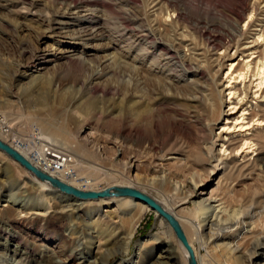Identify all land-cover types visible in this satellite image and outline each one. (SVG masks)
<instances>
[{
	"label": "bare ground",
	"instance_id": "bare-ground-1",
	"mask_svg": "<svg viewBox=\"0 0 264 264\" xmlns=\"http://www.w3.org/2000/svg\"><path fill=\"white\" fill-rule=\"evenodd\" d=\"M41 1L11 0L7 6H15L12 11L17 15L33 16L31 19L42 24L48 38L72 45L69 46L70 49L57 53L60 56L45 52L34 72L46 69L48 64L59 59L83 58L76 56L75 48L71 47L80 44L91 48L90 41L96 39L99 28L96 9L91 7L88 0H73L67 5L58 6L52 13L44 12L38 17L34 8ZM263 1L254 0L249 3L240 0L238 4L232 2L218 6L225 13L223 15L231 18L226 28L224 27L227 39L223 41L219 36L207 35L203 47L197 48L189 42L183 45L182 52L173 45L175 43L167 45L157 40L153 29L138 26L140 29L137 30L133 27L132 34L127 36V41L125 39L126 53L131 58L132 72L142 76V79L134 78L125 111L117 107L116 114L113 115V107L111 111L104 113L105 117L113 116L116 136L106 139L103 136L102 142L120 147L119 157L114 161L117 168L113 171L120 174L121 167L127 174L135 171L134 178L128 175L121 183H116L117 186L107 188L133 189L158 203L180 226L197 264H217V261L220 264H255V260L264 251V27L253 29L256 31L251 33V27L261 21L255 15L256 12L259 13V4ZM149 5L152 15L165 6L163 14L159 12L161 18H157L156 23H160L158 26L173 27L183 17L184 10L177 0H149ZM249 38L252 39L247 40ZM108 40L109 47L113 48L116 43L111 38ZM148 40V44L152 45L146 47L144 42ZM159 47L162 49L160 59L163 58L165 63L155 62L154 57L148 66L147 61ZM87 54L88 52L85 55ZM114 61V56L103 61L102 69L89 73L88 83L97 84L103 72H112L114 67L111 64ZM174 61L179 64L180 69L178 72H169L167 66ZM166 63L169 65L166 66ZM125 64L127 63L120 62L117 66ZM27 68L28 65H21L22 70L18 69V72L29 76ZM144 69L145 75L142 72ZM205 72L208 73L205 75L207 78L204 77ZM187 73L193 74L195 78L188 79ZM35 78H31L30 82ZM148 79L157 81V87L143 95L139 93V81L142 84ZM165 87L172 92L163 91ZM162 117H169L170 130L166 138L159 141L157 138ZM1 125L0 141L21 154L38 171L78 190L97 191L90 186L89 181L85 180V187L73 183L76 178L67 177V173H64L65 160L59 159L60 157H57V161L47 159L42 151L28 147L27 143L26 147H22L23 139L10 138V133L7 135L9 130ZM89 131L88 123L81 126L80 132L84 135L80 141L86 144L92 142L89 140ZM47 139L51 140L49 137ZM104 144H92L100 159L105 155ZM56 152L59 153L57 150ZM0 153L17 164L27 175L28 181L37 185L38 195L35 198L30 196L33 195L32 192L28 195L34 201L32 206L36 207L35 203L46 193L74 196L63 192L48 178L42 179L35 172L26 169L1 149ZM42 160L48 167L40 166L39 162ZM141 167L143 171L139 173ZM151 173L155 174L150 175ZM160 173H164V179H161ZM209 183L212 186L205 189ZM24 185V180L14 177L8 165L0 168V197L7 191L10 197H19L18 191ZM238 186L242 187L240 194L236 189ZM200 188L201 191L197 194V189ZM14 189L17 193L12 192ZM83 200L75 208L78 213L89 214L101 207H106L105 212L109 213L102 219L103 222L95 223L98 227L94 226V233L89 232L93 227L82 223L85 227L83 243L88 249L92 246L96 248L97 264L108 263L117 253H128L136 229L147 211L153 210L159 219L165 220L170 226L159 212L133 195L112 193L105 197ZM88 200H95L94 207L82 204L92 202ZM190 201L193 207L187 210L184 205ZM73 204L75 203L69 206ZM234 207L238 209H233ZM232 209L235 220L229 225L226 223L228 217L225 213ZM64 216L63 208L49 215L46 212L31 211V208L18 213L12 207L0 211V221L27 225L40 232L39 236L44 240H47L48 232H52L51 226L64 223ZM246 224L251 225V228L245 229ZM170 229L169 238L152 236L141 255H138L140 264H188L186 248L171 226ZM8 240H14L23 247V251L14 250L12 256L23 257L24 261L33 264H53L52 260L36 262V248L22 243L19 237L9 235ZM60 240L64 244L56 254L62 262L83 264L76 262L78 258L73 250L74 244H67L62 236ZM195 243L199 244V249ZM154 249L169 251L165 262L152 261Z\"/></svg>",
	"mask_w": 264,
	"mask_h": 264
},
{
	"label": "rangeland",
	"instance_id": "rangeland-1",
	"mask_svg": "<svg viewBox=\"0 0 264 264\" xmlns=\"http://www.w3.org/2000/svg\"><path fill=\"white\" fill-rule=\"evenodd\" d=\"M8 1L11 0H0V118L3 119L0 120V125L2 124L1 126H5L9 130L7 135L10 133V138L23 139L24 143L20 144L22 147H26L28 144V147H34V150L42 151L43 156L47 159L57 161V157H60L59 159L65 160L64 173H67V177L76 178V182L73 181V183H79L85 187L86 180L97 191L108 186H117L128 175L130 178H134L135 174V171L127 174L122 167L119 168L120 174L113 171L117 168L114 166V161L119 157L120 147L117 144H104L102 142L104 137L106 139L116 136V128H113V116L105 117L104 113L111 111L113 107H115L111 113L113 115L116 114L115 109L117 107L125 111V106L128 104V94L135 82L134 78L142 79V76L132 72L131 58L126 53L127 36L132 34L134 28L137 30L140 29L139 27L150 28L154 30L157 40L167 45L175 43L173 45L181 52L184 50L183 45L189 42L197 48L203 47L206 37L210 35L219 36L225 41L227 39L225 28L231 18L223 15L225 13H222L218 6L240 2V0H177V3L184 10L182 11L183 17L172 27V25L158 26L160 23H156V21L161 18L165 6L163 5V9L155 12L158 15L155 13L152 15L149 0H88L87 2H91V7L96 9L95 15L99 18L98 34L95 40L89 42L92 45L91 48L83 47L80 44L71 47V49L75 48L76 56L84 59H59L57 62L48 64L46 69L34 72L42 62V55L45 52L57 54L61 51L60 53H62V51L70 49L69 46L72 44L55 42L54 39L48 38L42 24L32 20L31 17L33 18V16H23L22 14L20 16L14 13L12 10L16 7L7 6ZM72 1L42 0L41 4L39 3L34 9L38 13L37 16L40 17L44 12L52 13L58 6L67 5ZM243 1L253 3L254 0ZM263 9L264 1L259 4V13L256 12L255 15L261 21H257L256 24L258 25L251 27V33L256 31L253 29L264 27V12H261ZM160 11L161 15L159 14ZM113 31H118L116 33L119 34L116 35ZM109 38L114 40L113 43H116L113 48L109 47ZM67 41L69 40L67 39ZM148 43L150 44V40L144 42L146 47L152 45ZM161 50L159 47L153 57L147 61L148 66L154 57L156 58L155 62L160 64L161 61H165L163 58L160 59ZM87 52V55H92H85ZM109 54L115 58L111 64L114 67L112 72L104 74L102 71L103 74L98 79L97 84L90 85L88 83L89 73L102 69L104 65L102 62L110 58ZM57 55L60 56L61 54ZM32 57H34L33 61ZM83 60H86L85 63L82 62ZM120 62L127 64L118 67ZM169 64H165L166 66L169 65L167 66L169 72L176 70L178 72L180 69L176 61ZM21 65H28L27 73H30L31 76H25V74L18 72V69L22 70L20 69ZM142 72L145 75V69ZM206 74L208 73L205 72L204 77ZM186 77L188 79L195 78L190 73H187ZM31 78H35V80L30 82ZM146 83L141 84L139 81L138 89L141 91L139 93L143 95H147L153 88L157 87L155 80L148 79ZM162 90L168 93L172 92L168 87ZM168 118L165 117L162 119V123L160 122L159 138H157L159 141H163L170 130ZM86 123L89 124L91 130L89 131L91 136L89 140L92 142L88 144L80 141L84 135L80 132L81 126ZM47 137L51 140H48ZM94 143L105 145L103 159L96 155L95 147L92 146ZM47 150H49L48 153ZM39 163L42 168L47 166L44 160ZM5 165L10 167L14 177L23 179L25 185L18 191L19 197H10L7 195L8 191L0 197V211L12 207L18 213L20 210L31 208V211L37 210L49 215L63 208L65 216L63 224L51 226L52 232H48L47 240L41 239L39 236L41 233L32 230L27 225L8 224L0 221V264H33L24 261L23 257L12 256L14 250L23 251V247L14 240L9 241V235L19 237V240L29 247H35L37 250L36 262L52 260L53 264H72L70 262L63 263L60 256L56 254V251L64 244L60 240L62 236L64 242L74 244L73 250L76 252V258H78L76 262L97 264L96 248L92 246L91 249H88L87 245L85 246L83 243L85 227L82 223H87L93 227L89 229V232H93L98 227V225L95 226V223L100 224L103 222L102 219L109 214L105 212L107 208L101 207L99 212L92 211L89 214L78 213L75 208L84 201L83 199L65 194L62 196V194L55 192L40 196L35 203L36 207H34L32 206L34 201L29 198L38 195L37 185L28 181L27 175L20 167L0 153V168ZM100 165L105 166V168L103 169ZM142 171L143 167L140 168L139 173ZM154 174L151 173L150 175ZM159 175H161V179H164V173ZM262 181L264 182V178ZM210 186L212 183L207 184L204 188ZM236 189L240 194L242 187L238 186ZM15 191L16 189L12 190V192ZM200 191L201 188L197 189V194ZM31 192L33 195L28 196ZM88 201L92 202L82 204L87 207H94L93 201L95 200ZM72 203L75 204L69 206ZM184 207L190 210L193 207L192 201ZM233 209L237 210L238 207ZM233 209L225 213L228 217L226 223L229 225L235 220L233 219ZM249 228L251 225L246 224L245 229L248 230ZM170 235L171 229L168 223L159 219L153 210L147 211L136 229L128 253H117L106 264H140L138 255H141L152 236L169 238ZM96 244L98 243L96 242ZM195 244L199 249V244ZM167 253L169 251L154 249L152 261L165 262ZM255 262V264H264V251ZM216 263L220 264L218 261Z\"/></svg>",
	"mask_w": 264,
	"mask_h": 264
},
{
	"label": "water",
	"instance_id": "water-1",
	"mask_svg": "<svg viewBox=\"0 0 264 264\" xmlns=\"http://www.w3.org/2000/svg\"><path fill=\"white\" fill-rule=\"evenodd\" d=\"M0 149L3 150L9 157H11L13 160L19 162L22 166H24L26 169L31 170L32 172H35L37 176L41 177L42 179L48 178L53 184L58 186L63 192L72 194L78 198L81 199H96L99 197H105L109 196L110 194H123V195H133L142 201L149 204L153 209H155L157 212H159L170 224V226L173 228L177 238L180 240L182 245L186 248L188 255H189V261L188 264H197L194 253L189 246L180 226L176 222V220L169 215L167 212L163 210V208L156 203L152 198L149 196L133 190L129 188H114L111 190L110 188L104 189L102 191H82L78 190L72 186H69L67 184H64L56 179L49 178L47 175L41 173L38 171L34 166H32L21 154H19L17 151L9 147L8 145L4 144L0 141Z\"/></svg>",
	"mask_w": 264,
	"mask_h": 264
}]
</instances>
